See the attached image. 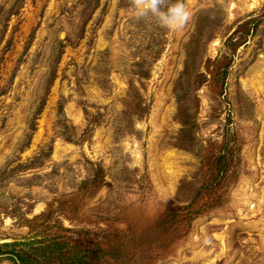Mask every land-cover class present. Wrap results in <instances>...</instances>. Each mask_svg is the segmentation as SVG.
<instances>
[{"label": "rangeland", "instance_id": "obj_1", "mask_svg": "<svg viewBox=\"0 0 264 264\" xmlns=\"http://www.w3.org/2000/svg\"><path fill=\"white\" fill-rule=\"evenodd\" d=\"M132 2L0 0V264H264V0Z\"/></svg>", "mask_w": 264, "mask_h": 264}, {"label": "clouds", "instance_id": "obj_2", "mask_svg": "<svg viewBox=\"0 0 264 264\" xmlns=\"http://www.w3.org/2000/svg\"><path fill=\"white\" fill-rule=\"evenodd\" d=\"M161 3L162 0H133L131 14L144 17L151 13L162 26L169 30L181 29L191 15L183 0H174L164 10L160 8Z\"/></svg>", "mask_w": 264, "mask_h": 264}, {"label": "bare ground", "instance_id": "obj_3", "mask_svg": "<svg viewBox=\"0 0 264 264\" xmlns=\"http://www.w3.org/2000/svg\"><path fill=\"white\" fill-rule=\"evenodd\" d=\"M245 184H246V183H245ZM248 184H249V183H248ZM243 199H245L246 202H248V198H247V197H243ZM246 202H245V203H246ZM245 231H246V230H245ZM242 233H243V232H242ZM247 246H248V245H247ZM248 247H249V246H248ZM221 252H222V251H221ZM246 252H247V251H246ZM247 253H248V252H247ZM251 256H252V255H251ZM242 259H243V258H242ZM240 261H241V260H240ZM240 261H239V262H240ZM243 262H244V261H243ZM243 264H244V263H243Z\"/></svg>", "mask_w": 264, "mask_h": 264}]
</instances>
